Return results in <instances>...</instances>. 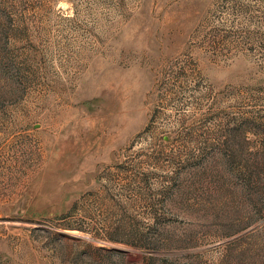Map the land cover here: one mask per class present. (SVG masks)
<instances>
[{
  "label": "rangeland",
  "instance_id": "1",
  "mask_svg": "<svg viewBox=\"0 0 264 264\" xmlns=\"http://www.w3.org/2000/svg\"><path fill=\"white\" fill-rule=\"evenodd\" d=\"M0 264H264V0H0Z\"/></svg>",
  "mask_w": 264,
  "mask_h": 264
}]
</instances>
